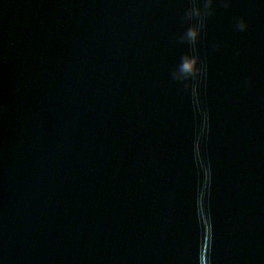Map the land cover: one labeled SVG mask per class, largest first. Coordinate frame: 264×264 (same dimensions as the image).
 Returning <instances> with one entry per match:
<instances>
[{"label": "water", "instance_id": "95a60500", "mask_svg": "<svg viewBox=\"0 0 264 264\" xmlns=\"http://www.w3.org/2000/svg\"><path fill=\"white\" fill-rule=\"evenodd\" d=\"M0 264H264V0H0Z\"/></svg>", "mask_w": 264, "mask_h": 264}, {"label": "clouds", "instance_id": "9594fccd", "mask_svg": "<svg viewBox=\"0 0 264 264\" xmlns=\"http://www.w3.org/2000/svg\"><path fill=\"white\" fill-rule=\"evenodd\" d=\"M202 13H201V10L200 9H192L191 12H190V15H196V16H200ZM241 27H243V25H241ZM188 35L190 37H195L196 35V32L195 30H192L188 33Z\"/></svg>", "mask_w": 264, "mask_h": 264}]
</instances>
